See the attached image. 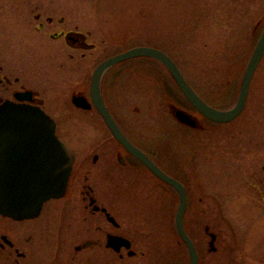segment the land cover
Wrapping results in <instances>:
<instances>
[{
	"label": "rangeland",
	"instance_id": "obj_1",
	"mask_svg": "<svg viewBox=\"0 0 264 264\" xmlns=\"http://www.w3.org/2000/svg\"><path fill=\"white\" fill-rule=\"evenodd\" d=\"M31 10L58 18L33 20ZM263 28L264 0H0L3 43L16 46L20 71L32 64L35 83L46 85L42 95L58 122L57 134L79 154L80 144L86 154L107 136H100L105 127L94 114L72 102L77 83L90 79L100 62L137 46L161 49L205 101L230 108ZM69 31L81 32L88 45L67 42ZM124 61L112 66L109 101L130 135L185 177V221L200 251L198 264H264V56L243 112L226 123L203 119V129L174 117L173 105L187 111L190 106L162 63L142 56ZM104 174L97 180L99 192H114L116 207L131 205L130 216L138 220L143 214L157 227L149 242L136 244L147 253L144 264H175L173 244L164 236L170 235L178 195L146 170L126 171L120 179H135L147 193L144 202L133 204L132 193ZM206 225L219 237L218 250L210 249ZM177 259L190 264L181 243Z\"/></svg>",
	"mask_w": 264,
	"mask_h": 264
},
{
	"label": "flooded vegetation",
	"instance_id": "obj_2",
	"mask_svg": "<svg viewBox=\"0 0 264 264\" xmlns=\"http://www.w3.org/2000/svg\"><path fill=\"white\" fill-rule=\"evenodd\" d=\"M29 18L33 20H54L58 17L55 14H47L45 11L33 12L31 10ZM40 24L44 25V21ZM38 28L41 31L43 27L38 25ZM3 34L0 35V104L5 100H11L18 103L39 105L48 112L46 99L42 95L46 85H38L40 82L35 83L32 64L25 69L23 67L20 71L19 58L15 52L17 50L16 46L15 49L12 48V40L9 41V44L3 43L7 39V34H4L2 38ZM66 35L69 39L67 42L72 45L77 44L76 46L81 47L88 45L81 32L69 31ZM29 42L31 44V41ZM31 63L33 62L31 61ZM113 67L106 70L100 82V93L104 104L129 140L146 152L165 172L181 180L186 186L189 197L188 185L184 180L185 177L179 174V170L176 169L178 167H174V164L171 163L164 165L155 154L133 138L113 109L107 93ZM172 80L173 84L178 87L173 77ZM36 84L38 87L41 86L42 90L37 89ZM77 84L75 90L73 89V94L84 98L86 104L89 105L87 108H79L94 114L105 127L104 130L100 128V136H103L104 131L107 132V136L100 143H96L94 149L90 152L87 151L86 154H83L84 146L82 144L79 147L81 152L79 154V152L72 150L67 142L69 148L75 153L68 186L62 196L44 202L37 216L19 218L3 214L0 211V264H144L145 260L147 261V253L144 251L139 252L136 244L149 242V239L153 237L150 234H155L157 227L152 222L149 223L145 217V220H143L141 217L143 214L136 215L140 216L138 220L135 216H130L129 212L135 211V208L132 210L131 205L117 202L118 206L116 207L115 202L118 200H115L114 192L105 195L100 193L97 184L99 174L105 175L104 173L108 172L111 179L117 182L116 186H122L127 195L132 193L128 197L133 204L144 202L142 195L146 191L140 190L135 179H120V175L126 171L142 174L143 170H146L161 185L169 186L174 194L178 195L175 188L160 179L114 136L96 104L91 87L92 75L90 79H81ZM24 93L28 94L25 100H19L16 97V94ZM189 106V111L196 115L198 119V126L192 128L203 129V119L211 120L201 115L190 103ZM90 124L93 123L90 121ZM91 129L93 133L98 134L95 128L94 130ZM100 136H96V141L99 142ZM85 143L87 142L85 141ZM74 175L77 178L76 181H74ZM177 200H179V195ZM184 227L188 235L194 240L186 225L185 218ZM205 228L211 246L210 249L218 250L215 245L216 240L219 238L217 233L211 231L209 225H206ZM164 237L168 242H172L174 255L171 252L170 256L172 261L178 264L179 244L185 246L186 244L180 237L176 219L172 223L170 235ZM163 249L166 251L165 248ZM198 254H200V251Z\"/></svg>",
	"mask_w": 264,
	"mask_h": 264
},
{
	"label": "water",
	"instance_id": "obj_3",
	"mask_svg": "<svg viewBox=\"0 0 264 264\" xmlns=\"http://www.w3.org/2000/svg\"><path fill=\"white\" fill-rule=\"evenodd\" d=\"M152 57L162 62L191 104L207 118L229 122L242 113L246 106L251 81L264 56V28L255 44L242 77L236 103L225 109L208 104L189 84L182 71L166 52L151 46H137L102 61L93 73L92 92L106 123L117 139L162 180L173 186L180 197L176 221L180 236L190 251L191 263L198 264V252L184 228L188 194L184 184L164 172L142 149L123 133L104 104L100 93L103 74L118 62L133 57ZM25 100L27 93L16 94ZM76 105L87 107L85 99L74 94ZM172 113L182 123L197 127L198 120L191 113L177 107ZM74 153L56 134V122L38 105L6 100L0 104V211L6 215L33 217L43 203L64 194L74 163Z\"/></svg>",
	"mask_w": 264,
	"mask_h": 264
}]
</instances>
